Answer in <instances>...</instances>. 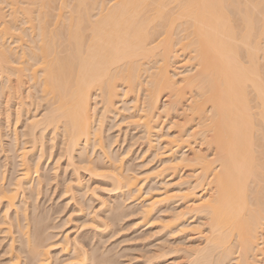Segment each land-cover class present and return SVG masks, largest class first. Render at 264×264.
Returning <instances> with one entry per match:
<instances>
[{
    "label": "bare ground",
    "instance_id": "1",
    "mask_svg": "<svg viewBox=\"0 0 264 264\" xmlns=\"http://www.w3.org/2000/svg\"><path fill=\"white\" fill-rule=\"evenodd\" d=\"M118 102L122 106H116ZM31 103L41 114L34 113V108L33 113L29 109L32 115H25L21 132L25 146L17 149H22L20 166L14 163L19 172L11 183L0 186V203L7 208L15 204L18 190L23 193L30 187L31 170L39 175L37 165L50 133V141L61 138L68 162L82 164L76 167L85 168L89 176L98 172L97 176H107L111 183L107 191L126 192L134 199L141 196V214L148 217L157 205L185 201L183 209L172 208L168 221L173 222L167 224L177 221L178 227L183 226L184 215L193 213L199 218L198 227H207L202 225L205 234L198 235L201 243L181 247L185 264H264V0H0V109L9 122L12 105L16 116L10 120L14 121L26 114ZM110 114L119 115V122L131 119L126 123L141 128L147 146L158 140L159 153L166 149L161 152L166 157L164 171L194 167L187 173L193 179L173 183L162 178V185L155 189L163 191L145 198L138 174H127L126 167L117 165L122 157L107 152L111 141L101 145L102 128ZM165 118H170L169 125ZM163 122L169 131L172 125L177 127V133H160ZM163 134L173 138L164 140ZM194 140L203 147H192L190 153L181 150ZM95 144L101 146L99 155L104 159L100 162L85 153ZM30 147L39 150L37 157L33 155L36 158L26 157L33 152ZM76 183L79 186L80 180ZM22 209L25 224L17 229L23 246L15 245L26 254L27 261L21 264H52L50 240L45 243L41 235L40 212L32 210L30 215L24 205ZM187 223L184 226L191 228L193 224ZM198 227L193 229L202 230ZM62 240L66 249L68 244L74 249L73 256L69 247L66 253L73 260L63 257L67 263L62 260L61 264L103 262L92 257V249H84L78 237L65 235Z\"/></svg>",
    "mask_w": 264,
    "mask_h": 264
},
{
    "label": "rangeland",
    "instance_id": "2",
    "mask_svg": "<svg viewBox=\"0 0 264 264\" xmlns=\"http://www.w3.org/2000/svg\"><path fill=\"white\" fill-rule=\"evenodd\" d=\"M181 60H182V58H181ZM181 60L179 61L180 63H181ZM120 92H122V91L120 90ZM119 103L121 104V102H118V103H116V106H122ZM11 107H10V109H12V110H10L11 111L10 113H12V114L10 115L11 116L10 119L12 120L15 118L16 115H15V111H14L15 107L13 105ZM34 108H35V105H33V103H31V105L28 106V110H27L28 112L26 111V114L23 112L21 114L22 116L19 117L20 118L19 120L15 119L14 121H11L9 119V122H7L6 114H4L5 110L2 111L3 110L2 107L0 109V184H2L0 186H3L4 184L8 185L9 183H11L16 178V176L19 172L18 168H20V167H18V166H20V164H19L20 160H18L19 159L18 154L22 152V149L18 150V151H17V149L22 148L21 146H23V144H24L21 142L22 141L21 140L22 139L21 138L22 137L21 132L23 131L22 128L25 126L24 124L27 120L26 119L27 116H25V115H28V114L32 115L31 113H33ZM29 109L32 111L31 113H30ZM40 110H41L40 108H38V110L35 108L34 113L36 112V114L39 113V115H40L41 114ZM180 110H179V112H180ZM121 112H123V111H121ZM172 114H171L170 118H172V120H174ZM110 115H112V114H110ZM112 116H110L111 118L108 117L109 119L107 118L106 119L107 121H105V123L103 125L102 129H104V131L102 130L103 133L101 132V135L103 136L102 140H101V145L103 146L105 144L108 146V144L111 141L112 145H111L110 149L106 148L107 152H110V150H111L113 155H117L118 158H119V155H120V157H122L121 158L122 160L120 159L122 163L120 165L119 164H117V165L119 167L123 166V167H121L122 169L126 167L125 169H126L127 174L132 173V175L134 174V176H135V174H138V175H136L137 176L136 178H139V183L140 182L143 183V184L141 183L143 185V186H141V190L143 189L142 190L143 192L141 191V193L143 195L147 196L145 198H150V195H152L151 197H154L155 195L157 196L163 191V188H161L160 193L158 192V191H160V190H158V188H156L157 190L155 189V187H160L162 185V183H161L162 178H164L166 181H168V180L172 181L173 183H176V181H178L179 179L182 181V180H186L187 177L189 178L188 174H191L190 171H192L194 167L193 168H188V166L187 167L185 166L183 168L179 167V169L176 168L177 172H174L175 169H173V170L170 169L171 170V171L169 170L170 172L168 170L164 171L163 167L165 164H164L163 159L166 157H165L164 153H161V152H164L166 149L164 148L165 149L164 150V149H162L163 147H161L162 150H160V153H159L158 149H160V148H158L159 147V143H157L158 140L155 139L153 141V144H155V145L150 146L152 148L151 149L149 146H147V140H146V137L143 135L141 128L139 126H136L134 123L133 124L132 123H130V124L126 123V120H131V119H125V122H124V120H121L123 122H119V118H120L119 115L116 117L113 116L116 119L112 118ZM181 117L182 116H179V119H181ZM170 118H165V120H167V121H165V120L164 121L168 124V122L170 121ZM179 119H177V120H179ZM116 121H118V122H116ZM165 122L161 123V125L163 124L162 125L163 129L160 130L161 131L160 133H162V132L166 133V131H169L166 127L167 125ZM179 123H180V121H179ZM186 126H185V128H186ZM13 128H14V130H13ZM170 128H172V129H170ZM170 128H169L170 129L169 132L177 133L176 132V131H178L176 129L177 127H175V129H173V125H172ZM164 130H166V131H164ZM13 131H15V132L18 131V133L20 134V139H19V134L15 133ZM169 132H167V134ZM15 135H17V136H15ZM171 135L172 134H169L168 136L167 135L164 136V134H163L162 136H164V137L162 139H164L165 137L170 138ZM13 137H15V138L17 137L18 138V139L16 138L17 141L15 140V138L13 139ZM50 137H51V135L49 133L46 136V142H45L46 145H44L45 147H44L43 154L41 152L43 157L41 156L42 158H40V162H38L39 164L37 165L39 167V168L37 167V170H38L37 175L38 174L40 175V176L38 175L37 177L40 179H38L36 177V174H35L36 172H34V168H33L31 170V175H32L31 178L32 179L30 180L31 182L29 183V185L31 184L30 187H32V188H30L27 185L28 186V188L26 187L27 192L25 191L26 188H24L23 193L21 192L22 190H18V193L16 191L17 197L14 198L15 204L11 207L7 208L6 203H4V205H3V202L0 203V220H1V222H0V264H17L18 262L21 264V262L27 261L26 256H25L26 254L24 252H20V250H19V248H21V246H23V244L20 245V243H19L21 240L20 239L21 230H20V228L17 229L18 228L17 226H19L21 223L23 224L25 222L24 221L25 219L23 218L24 215H22L24 213L23 209H22L23 205H24V208L26 209V213L29 212L30 215H31L30 211L32 212V210H34L35 213H37V214L40 212V214H38V216L40 215L39 218L42 220V227L44 229L43 234H41V235L43 238L45 237L44 238V240L46 241L45 243H47L50 240V242H48V243H51V247H49L50 244H47V245H48V248L50 249L49 251L51 252V253L50 252L49 253H50V256H52L51 257L52 259L50 258L51 259L50 263L52 262V264H53V262H55V263L58 262L57 264H61V262H63L64 260L67 259V258L65 259L63 257L69 258V254H66L69 251H71L70 256H73L72 252H73L74 248L72 247L73 248L72 249L70 247L71 245L69 246V244H68V247H69V249L67 247V249L69 250L68 251L66 249V246H64L65 243H64V240H62V239H63V237H65V235H67L69 239L70 238L71 239L72 238L77 239V237H78V240L81 242L80 243V244H82L81 246H84V249L88 247L87 248L88 252L90 251V249H92V253H93V255L91 253L92 257H94V256H96L97 258L100 257L99 259H101L103 261L101 264H103V263H105V264H185L186 263L187 257L184 254V252L181 251V249H182L181 247H187V246L189 247V246H193V245L201 243L202 238L199 237L198 235L201 232H202L201 234H203V233L205 234L204 231L206 229H204V227L206 226V224H204L205 226L202 224L204 227L202 225H200V227H198L197 223L200 222L198 220L199 218H197V217L195 218L196 215L193 213L192 214L190 213L191 217L189 216V214H187V215L185 214L184 217H186V219L183 217L185 220L183 218H182V221L180 220L183 223V226H184L185 222L188 221L189 223H187V224H190V222H191L193 224V225H191V228L189 227L190 225H188V227H185V226H187L186 224L184 227L182 225L180 227H178L179 225H178L177 221L175 222L177 224V225H175V227H173L175 223L171 224V226L169 224H167L169 221H171V219L169 221H168V219L172 217L171 216L172 212L169 213L172 210V208L177 207L176 209H179L180 206L185 201H181L180 200L181 198H180L179 199L180 201H178V202L177 201L172 202V203L168 202V204L165 203L162 205L159 204V206L160 205L161 206L157 207L158 206L157 205L156 208H154L152 210V213H149L148 217H147L145 214L143 215V212H142V214L140 212V209H141L140 207L142 206V205L140 206V204H142V200L140 199L141 196L137 195L136 198L140 197L139 201H138L136 198L135 199L132 198V196L130 194L129 195L131 196V198H129L130 196L127 197L128 193L126 194V192L124 195H122L124 192H122V193L120 192L121 193L120 194L119 192L107 191V190H110L111 183H110L109 179L107 178V176L103 174L106 172L100 171L104 177L103 176H97L99 172L93 173L94 175L90 174V176H89L87 170H86V172L83 171L85 168L84 169L82 168V170H81L80 169L81 167H78L79 169L76 167V165L80 166L82 164L79 165L78 163L77 164L74 163L76 165H72L70 162H68L66 154L64 152L62 154L63 150H61L62 145L60 143L61 138L56 137L55 140L53 139L50 141L49 140ZM153 138H155V136H153ZM172 138L173 137H171L170 139H172ZM159 140H160L161 144L165 143V142H163V140H161V139H159ZM166 140H168V139H166ZM195 142H196L195 140L191 141L190 143H192V144H189L191 147H189V145L187 147H181V150L182 151L187 150L186 153H190L189 152L191 150L190 148L193 147L194 149H197L199 146V144H197L198 141L196 143ZM16 143L19 145H17ZM13 145H16V146H13ZM24 146H23V148H24ZM27 146H29V145H26V147ZM93 146H96V147L93 150H91L92 146L89 145L86 148L85 153L88 151V154L86 153L87 155L97 158L99 160V162L102 161L104 159V157L99 155L100 152L102 153L101 146L99 144H95ZM13 147L14 148L16 147L14 149V151H13ZM199 147H203V145H200ZM11 149L13 152L10 151ZM28 149L31 150V147ZM188 149H189V151H188ZM34 150H35V148H34ZM34 150L33 149L31 150L34 153L31 152V154H30L28 152L29 154H27L26 157L28 158V156L30 155L31 159H33V157L36 158L39 150L38 151L37 150L34 151ZM126 150H127V152L125 153ZM19 151H21V152H19ZM92 151H93V153H92ZM154 151L156 152V154L153 153ZM14 153H15V155H14ZM26 153H27V149H26ZM95 154H98V155L94 156ZM11 155H12V157H11ZM33 155H36V157ZM16 156L18 157L17 159H16ZM98 157L101 159H99ZM95 158L93 160H95ZM28 159H30V157ZM120 160H118L119 163H120ZM30 161H32V160H29V162ZM118 161H115V162L118 163ZM16 162H17L18 166L15 165ZM76 162H77V160H76ZM99 162H97V163H99ZM105 162H106V160H105ZM162 164H164V165H162ZM161 165H162V167H161ZM16 167H18V168H16ZM72 167H76L77 170L75 168H72ZM157 167H159V169H157ZM14 168L16 171L18 169L17 173L15 172ZM152 169H155V170H153L154 172L151 171ZM74 170H76V172ZM158 170H160V172ZM95 171H99V170L96 169ZM101 173H100V175H101ZM148 173H149V176H148ZM152 173L155 174V177L152 175ZM106 174H108V171ZM140 174H142V175H140ZM186 174H187V176H186ZM150 175H152L153 178ZM177 175L179 176V178ZM105 176H106V179H105ZM146 176H147V178H145V182H143L142 180H144V179H141V178H144ZM161 176H163V177H161ZM11 178H12V180H11V182H9ZM33 178H34V180H33ZM154 178H156V179H154ZM190 178H192V177H190ZM190 178H189V180H190ZM37 180H39L38 183L36 182ZM76 180L77 181L80 180L81 187H80V183L78 186V184H77L78 182L76 183ZM32 182H34V183L32 184ZM172 182H170L168 184H171ZM183 185L181 186L182 189H183V187H187L186 183ZM168 186H170V185H168ZM171 186H173V189H174L173 191L177 194L178 191L176 188H174L176 186H174V184ZM171 186L169 188H171ZM4 187H7V186L5 185ZM36 187L38 189H35ZM151 188H153V190H150ZM145 189H146V191L149 189L148 192H146ZM30 190H31V193L29 192ZM197 190L202 191V189H200V188ZM153 191L156 192V194ZM184 192H186V191H184ZM184 192L179 191V193H184ZM196 192H199V191H196ZM29 193L31 195H29ZM22 195L23 196L25 195V196L23 197ZM118 196H119V198H121V201L118 198ZM22 197L25 200L22 199ZM18 198H20V199H18ZM176 199H178V198L176 197ZM23 200H24L25 204H24ZM34 200H35V202H34ZM100 200H101L102 204L100 203ZM20 201L23 204L21 207L19 205V204H21ZM102 201H104V202H102ZM116 201H118V202H116ZM16 203H17V206H16ZM118 204L121 206H119ZM178 205H179V207H178ZM14 206H15V209H17V211L15 209H13ZM182 206H185V203ZM35 207H37V209ZM119 207L120 208L123 207L121 211H120ZM181 208L183 209V207H181ZM20 209H22V210H20ZM155 209H156V211H155ZM5 210H7V212ZM110 212L113 215H115L113 217L115 219L112 218L113 215ZM15 213H17V214H15ZM90 213H91V215H90ZM96 213L98 215H96ZM2 214H3V216L5 215V217L7 219H5V217H3L4 218V220H3ZM14 215L15 216L18 215L19 218L16 217V219H15ZM192 215H194V217H193L194 219L190 221V219L192 218ZM98 216H100V217H98ZM97 217L99 219H97ZM143 217H145V218H143ZM110 218H112V219H110ZM20 219H23L22 222ZM14 220L18 221L19 224L17 222H14ZM103 220H104V222L101 223L100 221H103ZM8 221H9V224H7ZM89 221H90V223H89ZM93 221H96L95 223H97V221H98L101 225L103 224L102 227L105 226L106 228L105 227L104 228H102V227L98 228L101 225L98 224V227H97V225L95 223H93ZM165 221H167V222H165ZM171 222H173V219ZM171 222H169V223H171ZM16 224H18V225H16ZM104 224H106L108 226H106ZM23 225H22V227H23ZM162 225H163V227H162ZM164 225L169 227V228H167V227L164 228ZM9 226H11V227L9 228ZM176 226L178 229L176 228ZM197 227L199 229L201 228L202 230L195 231L197 229ZM174 228H176V229H174ZM193 228H195V230ZM205 228H207V227H205ZM5 229H6V231H5ZM168 229H170V230H168ZM8 232H10L12 234H9ZM196 232H198V234ZM12 238H15V240L13 239L14 240L13 250L14 251H12V245H11ZM81 238L83 241H81ZM41 240H43V239H41ZM15 241H18L19 244H16ZM9 242H10V244H9ZM84 243L86 246L83 245ZM62 244H63V246H62ZM8 245H10L12 252L9 250ZM15 245H17V246L19 245L20 247L18 248ZM16 247H17V249H16ZM92 247H94V248H92ZM17 250H19V251L17 252ZM13 252L14 253L17 252V254L19 255V258H17L16 257L17 254L15 255V254H13ZM95 252H96V254H95ZM100 253H101L102 257L100 255ZM98 254H99V256H97ZM21 256L22 257L24 256V257L22 258ZM13 257H16L18 262L16 261L15 258L13 260ZM57 258H58V260H57ZM71 258H69L70 260H68V262L69 261L71 262V260H73V257H71ZM24 259H26V261ZM64 262H66V261H64Z\"/></svg>",
    "mask_w": 264,
    "mask_h": 264
}]
</instances>
